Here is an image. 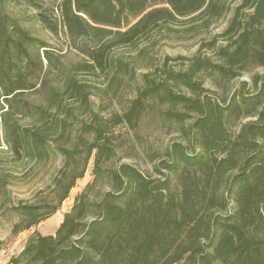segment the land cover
Listing matches in <instances>:
<instances>
[{
  "label": "trees",
  "instance_id": "1",
  "mask_svg": "<svg viewBox=\"0 0 264 264\" xmlns=\"http://www.w3.org/2000/svg\"><path fill=\"white\" fill-rule=\"evenodd\" d=\"M0 0V135L12 163L61 158L49 193L20 204L19 234L57 213L93 160L94 181L75 199L54 235H33L9 264H264V0H240L227 29L185 69L168 61L142 85L123 113L105 117L94 110L96 87L68 77L47 107L23 100L43 84L47 44L7 12ZM237 1V0H235ZM61 27L86 56L78 71L109 79L107 92L134 78L131 61L114 55L140 44L180 20L209 29L230 10L231 0H56ZM57 34L60 25L36 17ZM34 17L23 21L31 22ZM193 28V27H192ZM169 60V59H168ZM261 69L263 72L257 70ZM245 75L230 94L206 88ZM40 86V87H39ZM98 90V89H97ZM106 92V91H105ZM107 94V93H106ZM169 105L167 120L178 139L163 154L153 153L150 171L116 162L115 129H135L147 104ZM20 118L29 121L22 125ZM1 191V189H0Z\"/></svg>",
  "mask_w": 264,
  "mask_h": 264
},
{
  "label": "rangeland",
  "instance_id": "2",
  "mask_svg": "<svg viewBox=\"0 0 264 264\" xmlns=\"http://www.w3.org/2000/svg\"><path fill=\"white\" fill-rule=\"evenodd\" d=\"M57 3L56 0H16L7 3V12L13 18L18 19L20 25L28 27L34 37L47 44V48L40 50L41 55H44L46 49L53 54L51 64L45 61L46 71L42 78V86H39L40 88L35 92L28 93L23 100L47 107L52 95L61 94L64 91L65 81L71 76L77 81L96 87L95 95L91 97L93 108L103 116L109 117L114 113H123L128 108L138 87L142 85L143 74L156 73L157 76L153 77H161L159 70L163 69V64L167 61L169 67L175 70L185 69L188 62L181 58L195 56L203 45L213 39H217L218 46L226 45L227 42L224 38L219 36L227 29L234 9L239 5L240 0H231L229 12L209 29L197 24L198 21L180 20L172 27L173 30H165L161 34L155 33L152 37L145 38L140 44L139 51H142V56L136 60L133 58L136 57L138 51L129 48L116 49L114 55L131 61V65L136 71L135 77L131 79L127 77L118 91L113 88L109 92H107L109 79L105 75L78 71L77 65L85 64L88 58L80 51L83 42L70 41L61 27L60 14L56 10ZM39 13H44L52 21H56L60 25V31L54 34L48 30L35 18ZM27 17H34V19L26 23L23 19ZM215 52L203 48L201 54L209 55L217 60ZM257 71L263 72L261 69ZM202 77L205 80L206 88L216 90L219 95L230 94L241 81L250 83V76L245 75L243 78L229 83L223 82L218 88L215 85L218 79L216 76L203 73ZM169 108V105H160L151 100L147 104L138 127L132 129L125 124L115 129V134L118 137L117 143L120 146L116 162H126L144 172L150 171L152 167V162L149 160L150 155L153 153L163 154L166 148L179 137V126L167 120L164 115ZM19 122L22 125L29 123L25 118H20ZM93 162L90 160L84 177L77 181L68 199L64 201L57 213L29 230L14 234L13 227L21 219L16 207L22 203H35L49 193L50 186L62 168V160L59 157H52L41 163L28 161L12 163L1 133L0 264H9L12 258L23 251L33 235L47 236L57 232L65 213H68L74 205L76 197L94 181Z\"/></svg>",
  "mask_w": 264,
  "mask_h": 264
}]
</instances>
